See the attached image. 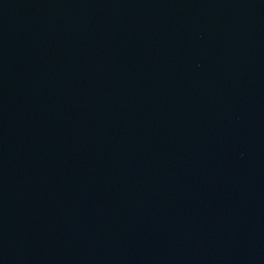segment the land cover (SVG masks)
<instances>
[{
	"label": "water",
	"instance_id": "1",
	"mask_svg": "<svg viewBox=\"0 0 264 264\" xmlns=\"http://www.w3.org/2000/svg\"><path fill=\"white\" fill-rule=\"evenodd\" d=\"M0 264H264V0H0Z\"/></svg>",
	"mask_w": 264,
	"mask_h": 264
}]
</instances>
